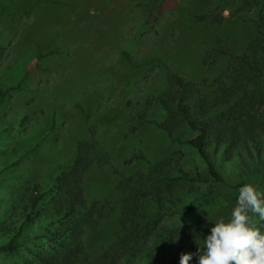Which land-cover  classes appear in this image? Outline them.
<instances>
[{
  "label": "rangeland",
  "instance_id": "1",
  "mask_svg": "<svg viewBox=\"0 0 264 264\" xmlns=\"http://www.w3.org/2000/svg\"><path fill=\"white\" fill-rule=\"evenodd\" d=\"M244 1L0 0V90L11 88L0 98V264H23L54 247L45 234L59 225L49 226L37 211L25 219L19 205L29 203L32 187L50 182L78 141L91 145L95 160L82 182L87 202L119 199L118 172L132 174L148 161L167 158L203 171L185 143L193 132L183 125L169 135L158 127L165 113L156 97L170 72L211 90L228 56L212 68L205 56L218 42L241 53L257 35L264 0L241 10ZM258 167L242 174L225 162L218 167L224 183L181 181L172 194L177 212L164 222L180 226L221 212L236 202L231 185L242 176L264 190ZM119 213L117 207L83 234L90 260L115 239ZM7 228L20 230L13 250L1 248L12 234L4 235Z\"/></svg>",
  "mask_w": 264,
  "mask_h": 264
},
{
  "label": "trees",
  "instance_id": "2",
  "mask_svg": "<svg viewBox=\"0 0 264 264\" xmlns=\"http://www.w3.org/2000/svg\"><path fill=\"white\" fill-rule=\"evenodd\" d=\"M256 5L255 1L246 0L239 9L250 10ZM18 8L4 6L1 10L10 12ZM195 18L202 19V14ZM257 21V35L243 52L235 53L232 43L218 42L202 60L207 68H212L221 55L228 56L226 68L212 80L210 91H203L201 82L170 72L166 89L156 97L165 113L158 127L169 135L183 125L193 132L185 143L200 158L203 171L188 172L167 158L148 161L145 169L132 174L125 176L118 172L119 199L87 202L82 182L95 160L91 145L78 141L72 158L58 166L50 182L32 187L28 204L20 202L25 219L32 220L37 211L49 226L59 225L57 230L45 234L54 247L23 264H179L184 252L194 254L190 264H195L196 239L206 236L212 226L207 218H227L236 202L192 223L171 226L164 221L177 212L172 202L176 186L181 181L224 183L218 167L225 162L239 168L242 174L251 165L259 166L258 170L264 174V15L261 12ZM9 90L10 87L0 90V98ZM140 157L145 156L140 154ZM244 184L242 176L231 186L238 195ZM117 207L119 230L115 239L95 260H90L83 234L99 227ZM257 226L264 230V222ZM12 230L7 228L4 235L12 234L2 249L15 248L11 243L20 230Z\"/></svg>",
  "mask_w": 264,
  "mask_h": 264
},
{
  "label": "clouds",
  "instance_id": "3",
  "mask_svg": "<svg viewBox=\"0 0 264 264\" xmlns=\"http://www.w3.org/2000/svg\"><path fill=\"white\" fill-rule=\"evenodd\" d=\"M207 220L212 226L206 236L196 239L195 264H264V230L257 226L264 222V192L255 185L238 189L227 218ZM193 255L182 253L179 264H190Z\"/></svg>",
  "mask_w": 264,
  "mask_h": 264
}]
</instances>
